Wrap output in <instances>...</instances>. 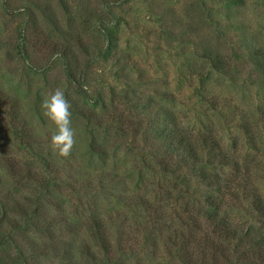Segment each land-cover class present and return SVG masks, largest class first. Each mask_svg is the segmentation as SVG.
<instances>
[{
  "label": "rangeland",
  "instance_id": "1",
  "mask_svg": "<svg viewBox=\"0 0 264 264\" xmlns=\"http://www.w3.org/2000/svg\"><path fill=\"white\" fill-rule=\"evenodd\" d=\"M255 47L264 0H0V264H181L173 234L203 187L159 165L144 122L164 106L194 136L264 161ZM56 88L77 133L67 157L41 107ZM90 109L92 119L78 112ZM93 218L110 233L108 260L82 251Z\"/></svg>",
  "mask_w": 264,
  "mask_h": 264
},
{
  "label": "trees",
  "instance_id": "2",
  "mask_svg": "<svg viewBox=\"0 0 264 264\" xmlns=\"http://www.w3.org/2000/svg\"><path fill=\"white\" fill-rule=\"evenodd\" d=\"M205 58L214 69H225L227 62L220 52L208 51ZM250 59L264 78V49L255 47L250 52ZM69 77L73 78L71 74ZM91 111L78 110L89 119L94 118ZM154 113L144 122V143L150 147L152 144L155 154L163 157L159 165L167 173L180 176L185 172L188 181L183 182L184 186L189 187V181L195 179L203 187L202 198L196 201V206L185 204L188 214L186 218L180 216V225L176 228V235L173 234L176 239L171 248L178 249L176 257L179 262L264 264V161L231 153L216 137L194 136L181 127L173 112L164 106L158 107ZM108 117L118 119L116 114ZM259 121L264 126V113ZM243 129L249 135L252 123H245ZM6 162L9 163L10 159ZM13 166L14 163L12 169ZM7 214V204L0 198V226ZM88 226L95 242L84 246V255L90 261L97 260L100 255H106L108 260L114 249L103 221L93 218ZM116 250L125 261L123 253L126 248L117 243ZM112 259L117 261L119 257L115 254Z\"/></svg>",
  "mask_w": 264,
  "mask_h": 264
},
{
  "label": "clouds",
  "instance_id": "3",
  "mask_svg": "<svg viewBox=\"0 0 264 264\" xmlns=\"http://www.w3.org/2000/svg\"><path fill=\"white\" fill-rule=\"evenodd\" d=\"M44 115L52 121L56 131L51 136V145L61 156H69L76 144V130L72 126L71 103L61 88H56L43 100Z\"/></svg>",
  "mask_w": 264,
  "mask_h": 264
}]
</instances>
